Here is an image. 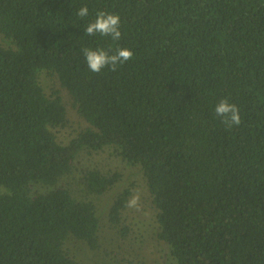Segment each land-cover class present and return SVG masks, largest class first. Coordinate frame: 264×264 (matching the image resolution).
Returning <instances> with one entry per match:
<instances>
[{
  "label": "trees",
  "instance_id": "16d2710c",
  "mask_svg": "<svg viewBox=\"0 0 264 264\" xmlns=\"http://www.w3.org/2000/svg\"><path fill=\"white\" fill-rule=\"evenodd\" d=\"M97 10L119 14V41L85 35ZM0 35V264H85L78 248L125 237L120 171L59 185L106 148L141 172L165 264H264V0H0ZM84 47L134 55L94 73ZM68 106L86 125L64 144Z\"/></svg>",
  "mask_w": 264,
  "mask_h": 264
},
{
  "label": "rangeland",
  "instance_id": "374dc122",
  "mask_svg": "<svg viewBox=\"0 0 264 264\" xmlns=\"http://www.w3.org/2000/svg\"><path fill=\"white\" fill-rule=\"evenodd\" d=\"M0 43H3L1 35ZM41 78L47 91L55 85L49 76L42 74ZM63 93L64 91H62ZM67 117L69 121L65 127L54 129L57 140L64 144L68 143L78 130L86 125L71 106H68ZM74 163L75 167L71 175L61 178L59 185L66 187H70L71 184L83 185L82 174L88 169H100L102 172L118 170L123 174L125 185L133 184V187L135 186L137 189L135 193H139L140 196L138 209L127 207L123 212V222L125 227H128L125 237L115 239V233L103 232L100 235L102 245L96 251L78 248L80 256L85 258L84 263L103 264L106 261L115 264H165L163 261L172 263L166 253L162 251L161 243H158L153 236L154 210L150 205L141 172L138 173L136 168L126 167L110 148L97 152L82 150L78 153ZM125 185L123 183L116 184L110 192L99 196L97 201L100 204L98 206L102 208L107 201H112ZM106 224L108 223L106 222ZM68 246L71 250L76 249L72 244Z\"/></svg>",
  "mask_w": 264,
  "mask_h": 264
},
{
  "label": "clouds",
  "instance_id": "9594fccd",
  "mask_svg": "<svg viewBox=\"0 0 264 264\" xmlns=\"http://www.w3.org/2000/svg\"><path fill=\"white\" fill-rule=\"evenodd\" d=\"M76 14L80 18L87 17L89 15L87 5H81ZM120 25L121 20L118 13L97 10L95 18L87 23L83 31L87 36L99 34L100 36L110 37L114 41H119L122 36ZM82 54L88 69L94 73H99L105 67L115 71L120 65L130 61L134 55L132 50L127 47H118L114 51L84 47ZM214 111L227 128L234 125L238 126L241 123L238 107L233 103H229L226 99H221L215 105ZM139 200V193H134L126 201V207L138 209Z\"/></svg>",
  "mask_w": 264,
  "mask_h": 264
}]
</instances>
